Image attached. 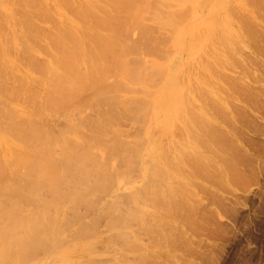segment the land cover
<instances>
[{
    "label": "bare ground",
    "instance_id": "1",
    "mask_svg": "<svg viewBox=\"0 0 264 264\" xmlns=\"http://www.w3.org/2000/svg\"><path fill=\"white\" fill-rule=\"evenodd\" d=\"M190 1L194 0H9L6 7L0 0V264H131L133 260L153 264L150 250L157 255V248L175 244L169 223L183 218L193 225L187 215L193 206L181 199L183 192L191 201L189 195L196 194L195 174L196 179L202 175L210 181L220 179L219 184L227 183L229 175L230 181L239 180L242 173L236 161L264 150L258 140L264 125L257 123L258 115L264 114V86H258L264 78L252 70L256 65L264 74V60L259 58H264V25L257 23L255 13L259 2L232 0L223 18L219 16L204 32L197 29L198 3L188 6ZM41 23L51 26L45 29ZM179 23L188 26L187 36L176 32L183 48L178 52L164 46L170 43L167 38L164 42L151 34L155 27L177 31ZM188 35L191 42L210 40L213 51L207 56L213 53L207 61L203 55L202 70L208 73V78L203 75V87L186 92L188 97L182 99L172 82L171 73L176 71H165V66L177 62V54L191 44ZM241 44L254 55L247 53L251 56L247 63L241 60L236 66L234 56L237 49L242 52ZM41 54L46 60H40ZM214 74L220 82L212 80ZM155 83L159 88L150 90ZM83 106L97 114L75 124L73 118L80 123ZM48 110L57 116L48 113L51 122L46 121ZM152 113L156 127L163 130L158 134L171 143L167 150L159 143L161 137L143 124ZM120 114L134 119L128 121L136 131L124 136L127 141L120 138L123 126H119L122 134L117 129L118 119L124 118L117 119ZM185 115L190 119L184 123L180 118ZM41 118L51 124L44 128ZM51 119L62 120L61 128H55ZM209 167L221 171L216 174ZM23 170L25 177H19ZM187 175L188 180L193 176L192 182ZM22 177L29 185L20 184ZM96 189L105 190V195L99 198ZM115 189L122 194L111 195L110 202L99 201L100 206L110 204L100 208L107 213L87 212L86 219L78 213L77 231L69 229L74 236L61 237L67 231L62 211L66 203L75 209L92 203L91 211L100 213L103 209H97L96 199L110 197ZM84 220L92 223L85 226ZM104 226L109 228L105 234L111 235L99 236ZM59 227L66 229L63 234ZM56 236L61 239L57 249L55 243L52 246L56 252L60 247L57 255L49 248ZM98 251L105 255L97 257Z\"/></svg>",
    "mask_w": 264,
    "mask_h": 264
},
{
    "label": "rangeland",
    "instance_id": "2",
    "mask_svg": "<svg viewBox=\"0 0 264 264\" xmlns=\"http://www.w3.org/2000/svg\"><path fill=\"white\" fill-rule=\"evenodd\" d=\"M194 1H193L194 3L192 1H190L188 3V6L190 4H191V6H194L198 3L196 5V8L199 9L201 15H200L199 28H197V29L204 31V32L206 30H209V28L212 27L214 21L219 16H220L219 20L222 19L223 17H221V16L224 15V13H225L226 5L230 4V6H231V4H232V0H220V1L219 0H200L199 2H197L198 0H194ZM253 1L255 2V4L257 2H259L258 7L260 9L258 10V8H256L257 11H255L256 16L258 17L257 23L260 24V21H261V24L263 23V25H264V7L262 6V5H264V0H259V1L253 0ZM247 2L250 3V0L249 1L247 0ZM192 3L194 5H192ZM1 4L3 6H6V7L10 6L9 0H1ZM191 6L188 8H191ZM261 17H263V19H261ZM232 19H230V21H234V23L236 22V24H237L238 21L235 20L236 18L233 20ZM41 24L44 26L45 23H41ZM148 24H150V22H148ZM184 24L185 23H179V25H177V27H178L177 31H174V32H166L165 29H161V28L159 29V28L155 27L154 31L151 34H152V36L154 35V37H157V38H164V42L166 40H169L170 43H168V41H166L167 46L166 45H164V46L167 48L170 47V51L172 50L174 52H178L179 50H182L183 48L178 45L175 37L177 36V33L180 31H181V34L184 35V37L187 36V26L188 25H186V24L184 25ZM151 25H153V24H151ZM48 26H51V24L50 25L46 24L47 28H45V26H44V28L49 29ZM169 29L171 30V28H169ZM259 29L261 30L260 27H259ZM263 29H264V27H263ZM263 29H262V31H263ZM165 38H167V39L165 40ZM192 39L193 38H189V35H188V41L191 42ZM160 40L161 39H159V41ZM210 42H211L210 40H207V41L205 40L201 43H198L197 41L193 40L188 47H185L183 44V47H185V50L183 53L177 54V56H176L177 62L174 61L170 65L167 64L165 66V71H168V72H175L176 71L175 73H171L173 75L172 82H173V85L175 87L177 86V88L179 89L182 99H186L188 97V94L191 91H194L195 89H200L201 87H203V82L205 83V81H206V80H203V79H205L204 77L208 78L207 77L208 76L207 71L204 72L202 70L203 69L202 67L206 64L205 61H207V57L212 56L211 54L213 53L212 52V53H210V55L207 56V54H209L210 51H213V50H209V48L212 46V44ZM241 46H242V44H241ZM241 46H238V47H239V49H242L241 50L242 52L238 51V49L235 52L236 57L234 56V58H236V62H237V64L235 63L236 66H238L239 63H241V60H242L241 64H246L247 63L246 61L249 59L248 56H250L249 54L254 55L250 49L243 48V46L242 47ZM201 47L203 48V50ZM198 48H200L204 52L201 53L202 51ZM244 49H247V50H244ZM197 50L199 52L201 51L199 55H197V53H199V52H196ZM237 52H239V53L237 54ZM243 52H245L244 55H243ZM241 53L243 56L240 55ZM247 53H249V54H247ZM201 54H202V57H200ZM203 55H205L204 56L206 58L205 61L202 60ZM239 55H240V57H239ZM213 56H215V55L213 54ZM225 56L228 57L227 54H224L223 60H225ZM256 57H259V56H256ZM41 58H40V60H44V59L46 60L47 57H46V55L41 54ZM198 58H200V59H198ZM234 58L232 60H234ZM259 58L264 60V58L261 56ZM199 64H203L201 66V68H200ZM194 67H197L196 71L193 70V69H196ZM255 67H257V66L255 65L253 67V65H252V70L254 72V75L255 76L259 75L260 77L264 78V74L261 71V68L257 67L256 68L257 70H256ZM200 70H202V71L200 72ZM252 70H250V71H252ZM197 71L199 72V74L200 73L202 74V72H203V74L197 75L195 73ZM205 73H206V75H205ZM203 75H204V77H203ZM198 76L199 77L202 76V77L199 78ZM188 78H193V79L189 82ZM219 78L218 77L216 78V75L214 74L212 80H214V82H220ZM258 84H257L258 86H261V85L264 86V82H260ZM157 88H159V84L155 83V86L152 89L150 88V90L157 89ZM88 95L90 96V94H88ZM89 96H87V98ZM198 103H200V102L198 101ZM83 107H84L83 111L81 109L83 115H82V113L78 114V116L80 115L79 117H81V118H79L81 120H78V121H80V123L76 122L78 117L76 118V116H75L73 118V120L75 121V124H78V125L82 124L84 118H87L89 115L97 114V113H95L97 111H95L93 109L90 111L89 110L90 108L87 106H83ZM263 108H264V104H263ZM122 109L123 108H121V110ZM118 110H119V108H118ZM121 110H119V111H121ZM50 111L48 110L47 117L51 116L52 111L51 112ZM35 112H39V110H36ZM117 112L118 111L116 110V113ZM48 113L49 114L51 113V114L48 116ZM39 114H40V112L38 113V115ZM121 114L124 115L125 112L123 111V112H121ZM121 114L116 118L118 119L120 117L125 116V115L122 116ZM126 116L127 117L122 118V122H121V119H118V120H120L121 123L118 122V120L116 121L119 123V124H117V127H118L117 129H120L119 126H123L122 127V129H123L122 131L124 132L123 134H122L121 129H120L121 132L116 129L118 132H120L123 135L120 138H123L124 136L130 137L131 135L135 134V131H136V129L134 128L135 125H132L133 126V128H132V126H131L132 123L128 121L129 119L131 120L132 118L130 116L128 117V115H126ZM258 116L259 117L257 118V123L259 122V124L264 125V114H259ZM44 117L45 116L43 115V118ZM54 117H57V116H54ZM50 118L51 117L46 119V121H48ZM54 119H56V118H54ZM54 119L53 120L51 119L52 122L56 123V124H53L54 127L57 128L56 126H58L61 128L62 120L58 121V120H54ZM155 119H156V117H153V113H152V118L146 120L143 124L146 127L151 128L154 134L159 135L158 133L163 131V130H160L159 128L156 127ZM189 119H190V117L186 116V115L182 116L180 118V120L184 123ZM123 120H125V121H123ZM158 120L159 119H157V121ZM46 121H43V119H42V122L40 121L41 125L44 128H45V124L47 123ZM81 121H82V123H81ZM131 121H134V119ZM49 122H51V121L49 120ZM49 124H51V123H49ZM53 125H52V127H53ZM115 126H116V123H115ZM110 127L111 126H109L108 128H110ZM55 128L53 130H56V131L60 130L59 128H58V130ZM109 130L111 132V129H109ZM125 130H126V132H125ZM127 131H130V132H127ZM131 131H133L134 133H132ZM246 132L249 133L250 135H252V132L249 129H247ZM125 137L123 140L127 141L128 139H125ZM126 138H128V137H126ZM161 139H162V141H159V143L162 145L163 149L167 150L168 148H170L171 143L168 141V137L162 136ZM258 140L262 144H264V135H262ZM214 153H213L214 158L215 157H216V159L220 158L219 154L217 156V153L216 152H214ZM227 156L229 157V155H227ZM242 157H241V159H242ZM246 157L247 158L249 157V159H247ZM245 158L247 160L242 159L244 162L241 160L236 161L239 164V165L237 164V167L238 166L240 167L237 169L239 172L241 171L240 173H242V174H240L236 170V174L239 173L242 178H239V180L232 182V181H230L232 175H229L230 178L228 177V182L223 183L224 185L219 184L220 182L218 183V181H220V179L214 180V179H216L214 176H213L214 178L212 179V181H210L208 178H207L208 179V181H207L205 175L204 176L202 175L203 173L202 174L200 173V175H202V178H200L201 176L197 174L198 177L200 176L199 178L201 180L199 178H197L198 180L196 179V174H195V181L193 180L194 179L193 176H190V180H191V178H193L192 179L193 183L194 182L197 183L196 186H195V184H193L194 185L193 187H195L196 189L191 187L194 191H197L196 192L197 196H195L196 195L195 192L192 191L191 195H189V198H192V201H191V199L188 200V196L185 195L186 194L185 192H183L184 194L182 193V196L184 197V199L181 196V198H182L181 202H187L188 205H190V203H191V205L193 206V208H192V209H194L193 211H191V210H189V208H187L188 209L187 215L192 216L190 218V221H193V225H190V223L187 224L188 222L185 221L186 219H184L182 221L183 218L180 220H178V219L174 220L173 222L169 223V226L171 224L173 227H171V226L170 227L173 229L168 231V229H170L169 226H167L165 229H167V231L169 232V234L171 236L170 240H172V239L175 240V241L173 240L175 243L174 246L169 247V248H166V247L157 248L156 250L159 251V253H157V255L153 254L152 250H150V253L151 252L152 253L151 254L149 253V255L151 256L149 262H153V264H264V150L260 151V152H253L252 151V152L248 153L245 156ZM247 163L249 165L245 166ZM223 165H225V164H223ZM225 166H224V168L226 169L227 167H225ZM209 168L211 169V167H209ZM18 169H19V171H17V172H20L21 169L20 168H18ZM24 170L27 172V170L25 168H24ZM24 170L22 171L23 174H24ZM211 170H214L212 172H216V174H219V173H217L218 170L221 171L220 169H216V168H214V169L212 168ZM15 171L13 173L14 176L16 175L14 179H18L19 175L17 176V173ZM26 172L24 175L20 174L19 177H21V176L25 177ZM195 173H197V172H195ZM135 176H133V177H135ZM23 177L21 180L25 179ZM187 177H189V176L188 175L186 176V180H188ZM181 178H183V177H181ZM181 178H180V180L182 181L183 179H181ZM133 179H136V177ZM203 179H205L206 181ZM25 180L27 181V179H25ZM25 180L20 181V184H24ZM190 180H188V181L190 182ZM192 180H191V182H192ZM213 180L217 181V183L219 185H217L215 182H213ZM189 182H188V185L192 186V184H190ZM24 185H29V184L26 182V184H24ZM20 186H22V189L25 187V186L23 187V185H20ZM99 188H101V187H99ZM25 189H27V188H25ZM102 189H104V188H102ZM186 189H184V191H187V193L190 194V192H188V190H186ZM99 190L96 189L94 191L95 193L99 192L98 194L101 193L100 196L98 194H95L96 198H97V196H99V198H101L102 195H105V193H106L105 190H103L104 192H101L102 190H100V191ZM96 191H98V192H96ZM115 191H116V189L110 193V197H108L109 194H107L108 196L107 195L105 196L106 198H108L107 200H105L104 196H103L104 199L97 198L96 202L98 204L96 202H94V203H96L99 206V208H97V206L95 204L96 208L99 210L103 206L106 208V206L108 204L107 205L105 204L106 206L104 204L100 206L99 205L100 202H101V204L104 202H108V201L110 202L109 198H112L111 195H115V193L122 194L121 191H118V192H115ZM102 193H104V194H102ZM46 196H48V195H46ZM185 196H186V198H185ZM21 198H19V199H21ZM23 199H24V197L21 200H23ZM27 200L28 199H26V201ZM215 200H217V201H215ZM26 201L24 200V203ZM28 201H27V203H28ZM216 202H218V203H216ZM31 203L32 202L29 201L30 205H31ZM94 203H93V206H94ZM25 204H22V205L25 206ZM29 204H27L28 207H26L28 209H33V207L36 206L35 204H32L31 206H33V207L29 208ZM63 204H62V206H63ZM91 204H89V205H91ZM68 205L69 204L66 203L64 205L66 207L62 208V211L64 209L66 211V213H65V211L63 212L64 218L65 217L66 218H65V220H64V218L61 219L62 221L64 220L63 223H64V226L66 227L67 231L64 233V231H63L64 228L61 229L63 227V226L61 227V225H63V223L60 220L59 221L62 224L60 222H59L60 225L57 223L61 227V228L59 227V230L61 231V232L59 231L60 234L64 233V236L63 235L61 236L58 233L61 237H66V235H68V237L74 236V235L72 236L70 233L74 234V232L77 231L76 225L78 226L80 224L79 219L81 216H79L78 213L79 214L81 213L82 217H84V219H86V217H88L87 212H88L89 216L90 215L93 216L94 214L96 216H99V215L101 216V215H104V213H107V212H105L107 209L104 210L103 209L104 207L102 208L103 210L101 209L104 212H102L100 210L101 212L99 213L98 210H96V209H95L96 211H94V210L91 211L92 208L94 209L95 207L91 208V206H90V208H89L88 204L87 205L82 204L83 207H84V205H86L85 207H88L87 209L85 207L83 208L82 206H79L78 209H75L71 205L70 206H68ZM108 206L110 207V204ZM187 207H189V206H187ZM67 208H69V209H67ZM79 209H81V210L78 211ZM69 211H70V213H69ZM185 211H187V210L186 209L182 210L181 213H184ZM214 211H215V213H213ZM71 212H73V214ZM101 213H103V214H101ZM87 220H89V219H87ZM90 220H91V217H90ZM76 221H78L79 224H77ZM176 221H178V222H176ZM70 222H72L71 225H70ZM83 223L86 226V223L91 224L92 222L89 223L87 221L85 223V220H84ZM65 224H68V227ZM72 224H73V227H75V228L71 227ZM88 226L89 225H87V227ZM70 228H71V230L75 229V231L71 232L69 230ZM66 229H64V230H66ZM78 229L80 230V228H78ZM100 229L102 231V228H100ZM107 229H109V228L105 227L102 232H99L100 234L102 233V235H99V236L107 237L110 234V231L108 232L109 233L108 235L105 234ZM99 230H97L96 232H98ZM171 231H173V232L171 233ZM67 232H68V234H67ZM168 232H167V234H168ZM164 234H166V231L164 232ZM68 237H67V239H68ZM56 238H58V237L56 236L55 240H53V241H56L57 243L52 241L53 244H51L52 242L49 241L51 244V246L49 248L54 249L56 247V249H57V247L59 245L58 240L61 241V239L58 238L56 240ZM143 238L146 239V237H143ZM69 240H72V239L69 238ZM146 240L149 242V239H146ZM146 240H144V241L147 243ZM54 243H55V246H54ZM52 246H54V248ZM100 247L104 248L105 245L103 244ZM170 248H172V250H170ZM51 249H50V252H51ZM101 250H103V249H101ZM58 251H60V247H59ZM58 251L56 252V250H55L54 252L53 251L52 252L53 253L56 252L55 255H57V253H59ZM140 254H141V252H140ZM146 254H148V253H146ZM95 255L97 257H101L105 254H103L102 251H98L95 253ZM36 260H34V261L36 262ZM131 260L132 259H130V261ZM39 263H41V262H39ZM43 264H47V263L44 262ZM131 264H136V263H134V260H133V262H131Z\"/></svg>",
    "mask_w": 264,
    "mask_h": 264
}]
</instances>
